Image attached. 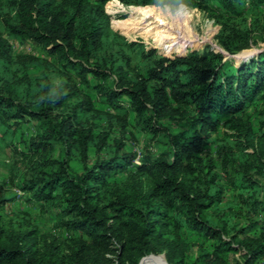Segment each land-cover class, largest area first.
Wrapping results in <instances>:
<instances>
[{
    "label": "trees",
    "instance_id": "1",
    "mask_svg": "<svg viewBox=\"0 0 264 264\" xmlns=\"http://www.w3.org/2000/svg\"><path fill=\"white\" fill-rule=\"evenodd\" d=\"M107 1L0 0V151L23 138L22 120L37 123L22 139L24 150L13 144L9 180L46 204L56 226L81 235L57 260L52 238L42 263L35 227L3 228L1 210L10 199L0 181V264L95 263L110 239L121 243L120 264L159 252L169 264H230L235 254L241 259L232 264H257L264 257V159L253 164L255 151L246 150L264 154V49L238 62L209 46L163 56L113 30ZM116 1L206 12L220 22L218 42L228 55L264 43V0ZM12 41L31 43L45 57L15 55ZM258 102L254 129L249 108ZM130 113L161 150L137 155L123 149L121 138L108 142L101 123L123 135ZM220 127L231 133L219 143L215 164L202 152ZM90 149L97 157L88 166ZM73 158L81 170L70 166ZM217 171L235 192L228 203ZM188 232L203 243L188 241Z\"/></svg>",
    "mask_w": 264,
    "mask_h": 264
},
{
    "label": "rangeland",
    "instance_id": "2",
    "mask_svg": "<svg viewBox=\"0 0 264 264\" xmlns=\"http://www.w3.org/2000/svg\"><path fill=\"white\" fill-rule=\"evenodd\" d=\"M120 3V2H119ZM121 5H124L121 3ZM130 8H139L134 7L135 5H126ZM144 7V6H143ZM146 7H158L163 10L164 18L169 23V34H173V38L181 37L184 38L181 41L184 43L182 51L178 52L177 46L170 50H163L159 43L153 38V34H157V32L153 34H143L141 37L136 36L134 38H126L128 40L134 41H141L147 48H155L158 54L163 56L172 57L174 54H185L189 51H200L205 46H209L214 51L217 52H225L221 45L218 42L219 35L221 33V25L220 22L214 20L212 17L208 15V13L200 11L195 8H190L184 4L182 5H164V6H156V5H149ZM105 12L111 16V27L119 32L120 23L128 19V14L122 12H116L115 7L111 6V1L108 0L105 3ZM114 8V9H113ZM181 15H180V14ZM125 15V17L120 18L119 16ZM166 16V17H165ZM160 24L164 25L163 18H159ZM116 24L118 28L116 27ZM120 33V32H119ZM161 32H158V34ZM187 40V42H186ZM13 43V53L15 55H25V56H34L38 58H44L45 55L43 51L34 46L31 43L26 44H19L17 41H12ZM264 49V43L258 41L257 43H251L248 48H244L232 55H228L227 57H232L236 62L247 59L249 56L254 55ZM226 57V58H227ZM29 71H34L35 68L29 66ZM91 97L94 100L95 106L99 109H106V107L99 103L96 99V95L93 91H88ZM260 106V102H258L255 106L249 108V112L252 114V123L254 129L258 127L257 121V109ZM22 120L19 124V130L22 134L23 138H19L20 135L17 136L13 140V144L19 149L24 150L25 146L22 142V139H28L35 133L37 129V123H34L31 120ZM167 126L170 127L173 131H177L182 128L180 123H165ZM102 128L109 131L108 142L112 143L113 138H121L123 141V149L125 151L134 152L137 155L147 149L152 153H157L159 150L162 149V146L154 145L153 142L149 141L147 135L140 130L136 129L134 120H133V113H130L128 118V125L126 127V132L122 135L120 133V129L117 127L108 126L105 122L101 123ZM231 131L227 130L224 127H220L218 131L213 134L212 142L208 143L202 152V155L207 157H211L215 164L221 163V153L219 149V143L226 138L227 134H230ZM19 134V133H18ZM20 141V142H19ZM13 144L8 146L5 150L0 151V181L4 182L5 186V195L10 199V201L3 207L1 210V217H2V226L6 231L11 229H15L19 232L26 231L31 227H35L36 229V246L42 252L43 260L42 263H46L48 260V254L45 252V244L48 243L52 238H54L55 244L59 249V254L55 256L56 260L64 258L67 255L69 250V245L71 244V238H78L81 237L79 233L76 232H68L63 228H60L55 225L56 219L52 216L49 211H46V204H40L34 199L29 200V194H23L20 192L17 187L15 186V181L11 182L9 180V173H8V166L6 165L9 163L11 158ZM252 150L255 152L252 154ZM234 151V150H233ZM246 151L250 152L251 155L249 157V161H252L253 164L260 163L261 159H264V154L257 148H248ZM235 152V151H234ZM97 157L94 149H90L87 153V165L90 166L93 164ZM137 162V159L135 160ZM70 166L74 170H81L82 163L73 158L70 160ZM238 165V164H237ZM220 177L219 181L224 187V199L222 204L228 203L232 200L233 189L227 184L225 180V174L223 172L217 171ZM258 177V176H254ZM120 179V178H118ZM260 181V200L264 203V173L263 176L259 178ZM221 204V205H222ZM53 211L54 208H53ZM187 240L192 243H203L202 238L199 235H196L192 232L187 233ZM109 251L106 253H102L95 263L89 264H120V258H123L122 253L120 251L121 243L118 240L110 239L109 241ZM196 251V248H195ZM195 254L193 253L190 258L194 257ZM241 257L239 254H235L233 257L229 258L230 264H232L235 260H240ZM141 264H169L164 256L163 252L159 253H150L143 257H141L138 261ZM127 264V263H126ZM257 264H264V257L261 258Z\"/></svg>",
    "mask_w": 264,
    "mask_h": 264
},
{
    "label": "bare ground",
    "instance_id": "3",
    "mask_svg": "<svg viewBox=\"0 0 264 264\" xmlns=\"http://www.w3.org/2000/svg\"><path fill=\"white\" fill-rule=\"evenodd\" d=\"M111 6L115 7L116 12L126 13L129 16L127 20L120 23L119 32L122 35L127 38H134L136 36L141 37L143 34H153L157 32V34H153V38L164 51L170 50L174 48V46H177L175 49H178V52L182 51L184 43L181 40L184 38L176 37V35L175 38H173V34H169V23L166 21V18L163 17L164 13L161 8H150L145 6L133 9L126 5H121V3L116 0L111 1ZM159 18H163L164 25L160 24ZM158 32L161 33L158 34Z\"/></svg>",
    "mask_w": 264,
    "mask_h": 264
},
{
    "label": "water",
    "instance_id": "4",
    "mask_svg": "<svg viewBox=\"0 0 264 264\" xmlns=\"http://www.w3.org/2000/svg\"><path fill=\"white\" fill-rule=\"evenodd\" d=\"M180 5H182V4H180ZM156 6H158V5H156ZM137 7H141V6H137ZM110 27H111V24H110ZM112 28V27H111ZM113 29V28H112ZM114 30V29H113ZM119 33V32H118ZM119 34H121V33H119ZM122 35V34H121ZM124 36V35H123ZM125 37V36H124ZM126 38V37H125ZM131 41H134V40H131ZM222 54H223V56H224V58H226L227 57V54L225 53V52H222ZM184 54H181V55H179V54H177L176 56H183ZM138 264H141V263H138Z\"/></svg>",
    "mask_w": 264,
    "mask_h": 264
}]
</instances>
